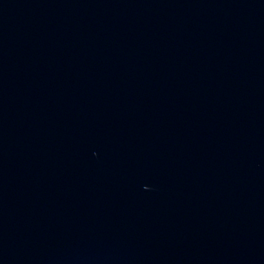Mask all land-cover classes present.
<instances>
[{
    "label": "water",
    "instance_id": "obj_1",
    "mask_svg": "<svg viewBox=\"0 0 264 264\" xmlns=\"http://www.w3.org/2000/svg\"><path fill=\"white\" fill-rule=\"evenodd\" d=\"M0 264H264V0H0Z\"/></svg>",
    "mask_w": 264,
    "mask_h": 264
}]
</instances>
